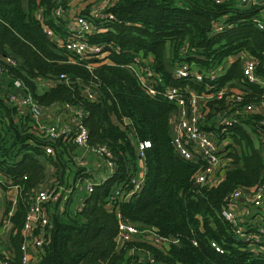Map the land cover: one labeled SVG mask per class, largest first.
I'll list each match as a JSON object with an SVG mask.
<instances>
[{"label": "trees", "instance_id": "obj_1", "mask_svg": "<svg viewBox=\"0 0 264 264\" xmlns=\"http://www.w3.org/2000/svg\"><path fill=\"white\" fill-rule=\"evenodd\" d=\"M69 6V0H0V60L9 55L18 61L16 67L1 63L0 73V199L6 185H16L18 190L8 220L7 259L18 264L24 202L46 180L42 159L52 166L50 180L70 185L71 191L64 202L46 206L51 225L37 264H134L131 258L140 253L145 254V264H150L147 257L156 264H264V226L259 229L260 222L248 223L235 214L232 223L221 214L235 203L226 198L232 190L247 191L264 175L258 145L264 112L243 115L241 111L246 103L264 101V89L242 79L239 59L240 52L251 56L256 61L254 72L264 79V30L253 21L257 5L244 7L240 0H115L102 9L114 18L94 20L98 30L86 35L89 44L103 46L104 55H75L73 62L42 30L45 26L63 39L66 15L54 11H69ZM70 12L84 15L82 10ZM215 25L219 30H213ZM146 56L151 60L146 61ZM134 58L160 75L156 95H148L127 68ZM225 60L229 64L223 69ZM164 64H185L202 71L218 67V74L196 83L173 78ZM15 80L37 105L48 108L41 113L40 123L55 119L49 110L52 104L57 113L65 104L85 111L81 123L87 129L86 144L104 145L114 165L109 176L92 183L91 191L68 182L91 178L85 165H76L73 159L79 146L71 136L50 143L36 134L33 119L17 113L7 101ZM40 81L48 85L40 88ZM204 82L213 85V93L236 86L241 96L235 101L237 94L222 92L201 109V128L218 140L228 139L222 155L228 161L216 181L199 185L193 182L197 164L177 157L170 144L168 119L174 105L163 91L177 87L183 94L185 89L199 92ZM82 86L95 91L93 100L81 93ZM237 109L236 123L226 126L219 121L221 111ZM143 140L149 146L143 149L140 190L124 201L110 202L116 184L125 182L129 187L127 177L137 171L136 145ZM46 144L53 155L43 153ZM4 213L0 212V223ZM118 219L140 230L151 229L165 243L157 247L149 234L141 233L117 244ZM235 227L239 236L234 235Z\"/></svg>", "mask_w": 264, "mask_h": 264}, {"label": "built area", "instance_id": "obj_2", "mask_svg": "<svg viewBox=\"0 0 264 264\" xmlns=\"http://www.w3.org/2000/svg\"><path fill=\"white\" fill-rule=\"evenodd\" d=\"M220 1V0H216ZM252 0H240V3H246ZM260 9L259 15L254 18L255 26L264 30V0H259ZM55 15H66V36L62 39L58 35L54 34L52 30L47 27H43L45 35L50 39L51 42L59 44L68 53L67 59L70 62L74 61V56H80L83 58H89L91 56H100L102 54L103 46L101 44H89L86 39V35L98 30L94 24V20H99L101 18L113 19V15L110 13L102 12V9H96L90 18L84 15L74 14L69 11H63L61 9H56L54 11ZM35 18L39 20L41 18L40 12L35 14ZM219 26L215 25L213 30H219ZM95 56V57H96ZM239 59L241 63V76L247 82L256 83L264 89V81L254 72L256 61L245 52L239 53ZM16 67L18 61L9 55H3L0 60V73L2 72V64ZM132 72L138 84L145 90V92L150 95H156L159 91L156 89L160 83V75L155 73L152 68L147 64V62L141 64L138 58H134V61L127 66ZM169 74L175 79L190 78L196 83L203 81L204 77L207 80H212L218 74V67L216 69L210 70H199L196 68H189L185 64H175L171 66V71ZM60 78L66 79L62 74L59 75ZM66 82V80H64ZM14 91L7 94V101L15 106L17 113L20 115H27L33 119L37 124L38 136H41L50 141L54 142L58 137L71 136V142L79 147H85L87 150L92 152L95 156L100 159H104L108 167L114 169L113 162L108 159L109 152L104 145H94L88 146L86 144L87 129L81 123L82 116L85 111L81 106H75L70 104H65L61 108L63 118H67L65 123L53 122L40 123V116L44 110L48 108H42L37 105L27 93L24 87L20 86V82L13 81ZM208 83L204 82V90L195 92L185 89V94L177 87H167L163 91L164 97L173 103L174 108L169 115L170 123V144L174 151V154L186 161H191L197 164L196 173L193 177V182L195 184L203 185L209 183L213 178H217L222 169L227 164L228 159L222 157L225 149V142L218 141L217 137L208 131H205L200 126V118L202 107L211 99L219 98L222 96V92H232L235 95V101H238L241 96L238 87L222 88L216 92L210 91L211 87L207 86ZM81 93L88 99L93 100L96 96L95 91L87 86H82ZM229 97V96H227ZM229 103V98L228 101ZM50 108L56 109L57 106L52 104ZM264 108V101H260L257 104L246 103L242 105L241 111L246 113H261ZM238 109L232 112L221 111L219 114V121L224 122L226 126H230L237 121ZM53 117V114L51 115ZM62 119V118H61ZM260 128L264 127V118L259 121ZM262 130V129H261ZM70 139V137H69ZM222 145V146H221ZM258 145L260 149V154L264 158V132L259 134ZM149 146L147 140H143L136 145L137 158L142 159L143 149ZM221 146V147H219ZM43 153L45 155H53V148L46 144L43 147ZM76 165H83V162L75 158ZM112 170V168H111ZM144 168L142 166H137L136 173L130 174L127 177L128 188H125V182H120L116 184V187L111 191L108 199L110 202L124 201L128 199L133 193L140 190L143 183ZM0 182H2L0 178ZM71 182V179H69ZM78 181H75L74 185ZM86 192L91 191L92 182L86 181L82 185ZM71 191L70 185H64L58 183L56 178H51L50 183L42 188H39L28 194L27 200L24 202L25 206V216L24 222L21 229V241L19 243L20 257L18 264H37L39 261L42 244L44 243V236L51 225L49 213L46 206H50L55 203H62L66 200V197ZM245 195L247 202L253 203L262 201L264 199V175L262 179L251 189L247 191H242L240 189H234L227 195V200L236 203V200ZM1 202L6 201L9 208L4 209L3 205L0 207L1 213L4 210L5 213L2 216V223H0V234L4 233L5 239L0 240V254L3 256L0 259V264H13L8 260L9 249L7 232H8V220L12 214L13 206L16 203L18 197V190L16 185H6L2 194ZM0 202V203H1ZM4 204V202H3ZM81 205L79 204L77 208ZM241 214L246 216L248 210L246 208L240 209ZM239 210V211H240ZM221 214L223 217L234 223V211L233 208L222 209ZM1 215V214H0ZM1 222V221H0ZM141 233L149 234L150 241L153 245L161 247L165 243V239L158 236L156 233L151 231V229L140 230L134 224L118 219L117 222V233L116 242L120 244L122 242L128 241L133 237L140 235ZM234 235L239 236L240 232L237 227L234 229ZM210 245L214 247L216 251H219V247L214 241L210 242ZM150 264L153 263L150 257H147Z\"/></svg>", "mask_w": 264, "mask_h": 264}, {"label": "crops", "instance_id": "obj_3", "mask_svg": "<svg viewBox=\"0 0 264 264\" xmlns=\"http://www.w3.org/2000/svg\"><path fill=\"white\" fill-rule=\"evenodd\" d=\"M70 1L71 0H69V5H70ZM84 1V2H83ZM115 0H76V3L74 4V6H72V5H70L69 6V9L70 10H72L73 12H75L76 10H74V9H79L80 8V10H82L83 11V14L84 15H86V17L87 18H90L91 17V15L94 13V11L96 10V9H103L106 5H108V4H111L112 2H114ZM260 1L259 0H252V1H249V5H254V4H256L257 5V10H258V15H259V7L261 6L260 5V3H259ZM165 52H166V54L169 52V48H168V46H166V48H165ZM151 60V58H150V56H146V61H150ZM225 63H224V67H223V69L224 68H226L227 67V65L229 64L228 63V60H225L224 61ZM222 69V70H223ZM260 79H262L263 81H264V79L263 78H261L260 77ZM39 83V87L40 88H42V87H44V86H46V85H48V82H46V81H40V82H38ZM232 87H234V86H232ZM51 112H53L52 114H53V117H55V121L56 122H60V121H62V123H65L66 121H67V118H63L62 116V114H59V112L57 113V110H55V109H49ZM262 111V113L264 112V108L261 110ZM50 112V113H51ZM62 118V119H61ZM170 121H169V119H168V125L170 126V123H169ZM171 127V126H170ZM263 129H264V127H263ZM224 139H226V141L228 142V139L227 138H224ZM227 142H225L226 144H227ZM225 144V145H226ZM226 148V147H225ZM223 150H224V148H223ZM90 152L89 150H87V148H85V147H77L76 149H75V152H74V156H73V159H75V158H78V159H80L82 162H83V166L85 165V160H84V155H85V153L86 152ZM91 153V152H90ZM97 157V156H96ZM97 158H99V157H97ZM89 161H91L90 160V157H89V159H88ZM101 160V159H100ZM41 161L43 162V165H44V174H47L48 175V179H47V175H46V180H44V182L42 183V185H41V187L40 188H42V187H44V186H46L47 185V180H50V174H51V172H52V166L49 164V162L48 161H44V160H42L41 159ZM70 166H71V163H70ZM105 166L107 167V169H108V173H106L105 175H103V176H98V178L99 179H103V178H105V177H107V176H109L110 175V173H112L113 172V166L111 167L112 168V170H111V168L110 167H108L107 165H106V163H105ZM137 166L139 167H141L142 166V160L141 159H137ZM68 167V166H67ZM67 173H68V171H67ZM66 176H67V174H66ZM68 181H69V179H68ZM86 181H91L92 183H94V182H96V181H94V180H92V179H87V180H83V182L82 183H79V182H77V184L78 185H82L84 182H86ZM98 181V180H97ZM71 182H75L73 179H71ZM0 202H1V200H0ZM243 204H245V206L243 205ZM248 204V205H247ZM4 206V204H3V202H1L0 203V207L1 206ZM240 205H242V206H240ZM247 205V206H246ZM245 207H247L246 209L248 210V214L246 215V216H244L243 214H241V210L240 209H244ZM232 208H233V211H234V214H235V216L240 220L241 218H244L245 220H247L246 222H248V223H252V222H258V223H255V225H258L259 224V222L261 223L260 225H258L259 226V229H263V226H264V218H263V221H258L257 219H256V217L254 218V216H253V218H249L251 215H253L254 214V212H256L257 211V213H261V210L263 211L264 210V199L262 200V201H258V202H255V203H253L252 201H250V203L249 202H247L246 201V199H245V195L244 196H242V197H240V198H238L237 200H236V203H234V205L232 206ZM240 210V211H239ZM0 211H1V209H0ZM263 213H264V211H263ZM262 213V215H263V217H264V214ZM8 228V227H7ZM5 236L6 235H4V233H1L0 234V240L1 241H3L4 239H5ZM131 254V253H130ZM135 254V253H134ZM144 257H145V254H137V257H132L131 259H133V261L134 262H136V263H134V264H145V261H144ZM130 259V260H131Z\"/></svg>", "mask_w": 264, "mask_h": 264}, {"label": "rangeland", "instance_id": "obj_4", "mask_svg": "<svg viewBox=\"0 0 264 264\" xmlns=\"http://www.w3.org/2000/svg\"><path fill=\"white\" fill-rule=\"evenodd\" d=\"M84 2V1H83ZM76 3V0H71L70 1V5H72V6H74V4ZM74 10H76V11H78V10H80V8L79 9H74ZM104 54L102 53L101 54V56H103ZM229 62V61H228ZM211 133V132H210ZM214 138H215V136H214ZM218 141H220V142H227L226 141V139H219ZM222 146V145H221ZM221 146H219V147H221ZM89 157H90V160L91 161H89L88 159H89ZM262 159L264 160V158L262 157ZM84 160H85V167H86V169H87V172H88V178H90V176H91V178L90 179H92V180H94V181H97V180H99V178H98V176H103V175H105L106 173H108V169H107V167L105 166V160L104 159H99V158H97L92 152L90 153V152H86L85 153V155H84ZM216 179H218V178H213V180L214 181H216ZM69 182V181H68ZM67 182V183H68ZM70 183V182H69ZM78 194V193H77ZM264 211V210H263ZM263 211L261 210V213H257V211L256 212H254V214H253V216H254V218L256 217V219L258 220V221H263V215H262V213H263ZM264 214V213H263ZM261 224V223H260Z\"/></svg>", "mask_w": 264, "mask_h": 264}, {"label": "water", "instance_id": "obj_5", "mask_svg": "<svg viewBox=\"0 0 264 264\" xmlns=\"http://www.w3.org/2000/svg\"><path fill=\"white\" fill-rule=\"evenodd\" d=\"M257 1V0H256ZM242 4V6H244V7H248L249 6V2H246V3H241ZM164 66H165V68H166V70L168 71V72H170L171 71V66L170 65H168V64H164Z\"/></svg>", "mask_w": 264, "mask_h": 264}]
</instances>
